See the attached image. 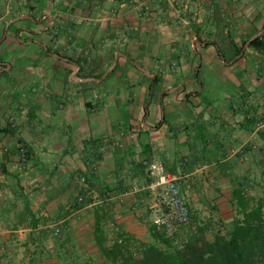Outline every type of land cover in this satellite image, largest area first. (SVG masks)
Segmentation results:
<instances>
[{
    "label": "crops",
    "instance_id": "crops-1",
    "mask_svg": "<svg viewBox=\"0 0 264 264\" xmlns=\"http://www.w3.org/2000/svg\"><path fill=\"white\" fill-rule=\"evenodd\" d=\"M263 35L264 0H0V231L47 234L83 190L63 250L91 257L97 219L147 242L152 160L192 217L264 197Z\"/></svg>",
    "mask_w": 264,
    "mask_h": 264
},
{
    "label": "trees",
    "instance_id": "trees-1",
    "mask_svg": "<svg viewBox=\"0 0 264 264\" xmlns=\"http://www.w3.org/2000/svg\"><path fill=\"white\" fill-rule=\"evenodd\" d=\"M249 46L264 51V35ZM241 197L236 195V201L244 216L236 218L224 236L208 239L204 227L183 238L178 232L170 235L156 229L147 214L149 241L124 237L123 243L108 247L97 219L95 242L103 258L112 264H264V214L258 207L248 209Z\"/></svg>",
    "mask_w": 264,
    "mask_h": 264
},
{
    "label": "rangeland",
    "instance_id": "rangeland-1",
    "mask_svg": "<svg viewBox=\"0 0 264 264\" xmlns=\"http://www.w3.org/2000/svg\"><path fill=\"white\" fill-rule=\"evenodd\" d=\"M154 193L159 199V201L155 204L159 205L161 203V198L159 194H157L156 192ZM245 193V195H247L246 191ZM211 202H213V200ZM246 202L248 209L258 207L261 209V213L264 214V197H261L260 199L247 198ZM231 203L233 210L227 213L228 215L223 216L215 214L214 216L209 217H192L191 224L188 227L182 228L176 232L182 234L181 236L183 238L184 236L186 237L190 235V232L197 233L198 227H204L206 229L205 236L208 239L226 235L231 230L234 220L236 218H243L244 216V213H242L243 210L241 209V206L237 203V201L232 200ZM149 210L150 211L147 213L148 215L151 214V209ZM58 219L59 217H48L45 218V221L47 224L49 223L48 225H50V223ZM76 221L72 218L68 219L66 222V228L61 231V235L59 238L53 236L50 227L47 229H42L51 230L47 234L45 233V231L38 234H32L31 232L20 233L16 231L17 239L14 242L10 241L11 245L8 246V243L7 247L4 246L6 250L3 255L0 256V264H112L103 258L98 248L97 250H92L91 257H88L86 254H81V252L80 254H77L76 250L69 251L67 249H62L61 240H64L63 238H66L67 236L66 233L69 232V230L66 229L68 228V226L70 227L71 225H73ZM24 234L26 235L24 236ZM4 239V236L0 237V245ZM107 243L106 246L108 247L119 244L118 241H116V238L115 240L111 238ZM31 245H35V249Z\"/></svg>",
    "mask_w": 264,
    "mask_h": 264
},
{
    "label": "built area",
    "instance_id": "built-area-1",
    "mask_svg": "<svg viewBox=\"0 0 264 264\" xmlns=\"http://www.w3.org/2000/svg\"><path fill=\"white\" fill-rule=\"evenodd\" d=\"M258 129H264V122L258 124ZM145 166L149 176L153 179L152 190L159 194L161 203L151 208L150 220L156 229L164 230L167 234H174L176 231L186 228L191 224L192 212L188 201L182 194V183L179 175L170 172L166 164L160 160L146 161ZM80 182L86 186V178L81 177ZM88 193L81 191L75 200L67 206V215L59 217L50 223L53 236L59 238L61 231L66 228V222L72 218L77 220L80 217L83 207L87 204ZM17 232L13 230L0 231V237L14 242L17 239ZM120 238L118 243H123ZM6 247V246H5ZM0 247V256L6 248Z\"/></svg>",
    "mask_w": 264,
    "mask_h": 264
}]
</instances>
